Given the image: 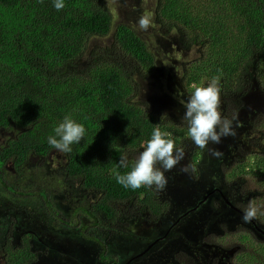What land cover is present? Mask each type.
Here are the masks:
<instances>
[{
	"label": "trees",
	"instance_id": "16d2710c",
	"mask_svg": "<svg viewBox=\"0 0 264 264\" xmlns=\"http://www.w3.org/2000/svg\"><path fill=\"white\" fill-rule=\"evenodd\" d=\"M150 19L185 34L186 48L197 47L198 56L182 68L187 90L205 77H218L220 94L233 99L248 90L247 80L264 88V0H156ZM152 37L126 23L113 27L105 0H65L60 11L53 0H0V129L17 136L2 147L0 167L11 155L18 171L30 150H55L47 137L70 114L86 135L66 154L64 167L104 191L87 209L117 214L121 204L135 200L156 214L160 205L147 186L125 189L113 175L122 154L128 167L118 170H131L132 154L147 143L154 127L177 146L187 135L186 125L159 119L134 100L140 90L135 77H147L156 67L147 44ZM94 39L105 42L90 46ZM259 135L264 140V123ZM195 150L198 154L196 145ZM259 152L251 162L231 164L225 175L231 185L255 189L248 177L255 182L256 174L259 189L249 198L258 194L264 201V145ZM255 222L263 224L264 215ZM32 258L25 246L4 248L3 264H29ZM255 264H264V240H255Z\"/></svg>",
	"mask_w": 264,
	"mask_h": 264
},
{
	"label": "rangeland",
	"instance_id": "374dc122",
	"mask_svg": "<svg viewBox=\"0 0 264 264\" xmlns=\"http://www.w3.org/2000/svg\"><path fill=\"white\" fill-rule=\"evenodd\" d=\"M105 3L112 13L113 27L117 23H126L145 37L149 34L153 36L152 39L147 40V44L154 53L156 67L154 72L147 77H142L141 74L135 77L139 82L140 90L134 100L144 103L146 107L156 112L159 119L166 121L175 120L178 124L186 125L182 120L185 109L180 100H186L192 91L187 90L186 86L182 84V68L186 61L198 56L197 47L186 48L185 34L169 28L167 23L161 24L150 19L153 12L155 13L156 0H105ZM212 17L216 18L213 14ZM141 19L148 21L146 28L140 26L139 21ZM102 42L105 41L94 39L90 42V46ZM205 78V81H210L209 78ZM205 81L198 86H206L208 83ZM247 83L248 86L244 87V90H248L241 98L233 99L220 94V110L222 114L230 119L235 117L233 121L234 135L222 138L219 144H209L207 149L201 150L199 148L202 154L196 160L192 157L195 144L186 135L184 142L179 146L184 149V159L171 171L165 173L168 177L167 188L164 191H157L152 187L157 198L167 204L165 213L160 217L163 218V221L175 220L177 215L183 213L185 207H194L196 201L202 199L207 191L221 188L225 192L230 187V183L227 181L229 177L226 176L228 167L238 161L251 162V158L260 153L261 145H264V140L259 135L264 123V88L260 84H255V80H252V82L247 80ZM3 138L4 135L0 134V143ZM141 150H137V157ZM212 150L218 151L220 155H214ZM53 151L52 154L44 158L37 157V159L46 170L58 174L60 163L64 161L66 154ZM46 165H49L50 168ZM185 165L189 166L188 172L183 171ZM38 168L39 163L32 159V164L26 166L19 179H15L17 174L12 173L9 168L7 169V166H5L3 171L7 172L5 177L11 185L19 190L32 191L34 189L33 179ZM61 174H59V178L61 182L66 184L63 189L62 202L68 205L69 201L70 209H74L80 203L85 205L97 196L95 192L81 190L72 186L75 183L80 184V176L72 178L71 182H69ZM254 177L255 182L250 177H248V181H251V185L255 183V189H259V177L256 174ZM239 187L242 195L246 197L239 205L241 210L243 207H247L249 202L260 207L261 211L264 210V201L258 194L255 200L247 197H255V189L253 187H249L244 183L239 185ZM216 197L218 196L215 195L213 199L211 198V200L201 206H196L195 211L182 219L177 225L174 230L175 235L184 232L185 237H187V235L191 234L193 241L198 243L206 232L211 230L224 231L225 226L220 224V222L226 220V211H228L229 207L216 199ZM23 200H27V198H17L0 185V242L10 236L13 230L16 231L15 233L29 230L23 236L29 234L28 236L32 238L35 237L36 232L44 241L52 244V250L58 248L64 251L66 260H64L63 264H82L80 256L68 254L75 242L70 244L63 230L53 220L45 221L47 217H52V212L25 210L20 204H17L18 202L22 203ZM135 203L139 204V202L132 200L129 206ZM124 205L126 207V204ZM132 211L136 215L142 214L140 209L137 208ZM235 220H239L244 224L242 219ZM86 221L82 219L81 224ZM120 223L122 226L130 224L127 217L123 218ZM84 245L89 248L88 243ZM34 248L37 255L34 264H51L44 242H40Z\"/></svg>",
	"mask_w": 264,
	"mask_h": 264
},
{
	"label": "flooded vegetation",
	"instance_id": "af4514ba",
	"mask_svg": "<svg viewBox=\"0 0 264 264\" xmlns=\"http://www.w3.org/2000/svg\"><path fill=\"white\" fill-rule=\"evenodd\" d=\"M0 134L4 135L3 141L0 143L1 152L2 147L7 146V143L16 139L17 136L13 130L0 129ZM138 149L132 154L136 158ZM195 151L194 148L193 154L197 156L202 154L201 150L198 154ZM52 152L54 151L39 154L35 150H30L18 171L14 167V157L8 156L3 167H0V175L4 177V181L0 180V185L17 198H27L22 203H17L23 209L52 212V217H47L45 221L53 220L63 230L67 241L70 244L75 242L68 254L80 256L82 264H255V240H264V225L257 224L255 219L247 224L235 220L241 219L242 210L239 205L246 199L235 184H230L225 192L221 188L207 191L202 199L196 201L194 207H185L183 213L169 222L160 218L165 213L167 204L161 202L157 198L155 190L149 187L148 190L151 191L152 198L160 205L156 214L150 210L148 204L142 201L132 206H129L132 201L124 203L127 209L124 204H121L117 214L113 212L103 214L94 209L88 210L87 206L90 207V204L104 191L86 184L79 176L68 174L66 166L64 167L67 161L65 156L64 161L60 163L58 174L49 172L40 164L37 157L44 158ZM32 159L39 163V168L33 179L34 189L32 191L19 190L7 182L5 177L7 172L3 171L5 166L12 173L17 174L15 179H19L26 166L32 164ZM46 166L50 168L49 165ZM59 174L65 176L69 182L72 178L79 177L80 184L75 183L72 186L95 192L97 196L85 205L80 203L74 209H70L69 201L68 205L62 202L63 189L66 184L61 182ZM215 195L218 196L216 199L229 207L226 211V220L220 222L225 226V230L206 232L198 243L193 241L191 234L187 237L184 232L175 235L174 230L182 219L194 212L196 206H201L211 198L213 199ZM247 197L250 199L249 196ZM134 208L140 209L142 214L136 215L132 211ZM125 217L129 219L128 226H122L120 223ZM82 219L87 221L81 224ZM15 232L13 230L10 236L0 242V264H3L4 248L9 245L16 249L23 246L28 248L33 253L32 261L29 264H34L37 258L34 246L40 242H44L51 264H63L66 260L64 251L58 248L52 250V244L44 241L36 232L35 237L32 238L28 236L29 234L23 236L29 230ZM83 241L85 242L83 243ZM85 243H88L89 248L84 245Z\"/></svg>",
	"mask_w": 264,
	"mask_h": 264
},
{
	"label": "clouds",
	"instance_id": "9594fccd",
	"mask_svg": "<svg viewBox=\"0 0 264 264\" xmlns=\"http://www.w3.org/2000/svg\"><path fill=\"white\" fill-rule=\"evenodd\" d=\"M53 6L60 11L65 7V0H53ZM139 24L146 28L148 21L141 19ZM180 103L185 109L182 120L187 126V136L201 150L207 149L209 144H219L224 137L234 135L235 117L230 119L220 110L218 77H213L206 86L195 87L191 95L186 100H180ZM53 132V135L47 137V143L64 154L71 153L72 146L80 144L86 135L84 125L75 121L70 114L63 117ZM212 151L214 155H220L218 151ZM184 157V149L177 146L160 127H154L150 139L142 146L131 170L123 174L118 170L128 167V157L122 154L113 175L116 182L125 189L136 190L147 186L164 191L168 185L165 173L171 171ZM183 171L188 172L189 166L185 165ZM258 215H264V212L251 202L242 208L241 219L246 224L251 223Z\"/></svg>",
	"mask_w": 264,
	"mask_h": 264
}]
</instances>
